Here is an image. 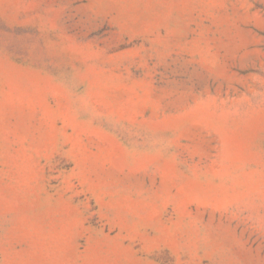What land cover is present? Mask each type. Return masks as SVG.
Segmentation results:
<instances>
[{
    "label": "rangeland",
    "instance_id": "rangeland-1",
    "mask_svg": "<svg viewBox=\"0 0 264 264\" xmlns=\"http://www.w3.org/2000/svg\"><path fill=\"white\" fill-rule=\"evenodd\" d=\"M0 264H264V0H0Z\"/></svg>",
    "mask_w": 264,
    "mask_h": 264
}]
</instances>
